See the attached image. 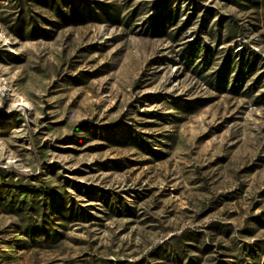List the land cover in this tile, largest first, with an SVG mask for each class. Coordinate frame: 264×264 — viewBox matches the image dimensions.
<instances>
[{
  "label": "rangeland",
  "instance_id": "obj_1",
  "mask_svg": "<svg viewBox=\"0 0 264 264\" xmlns=\"http://www.w3.org/2000/svg\"><path fill=\"white\" fill-rule=\"evenodd\" d=\"M263 13L0 0V264H264Z\"/></svg>",
  "mask_w": 264,
  "mask_h": 264
},
{
  "label": "trees",
  "instance_id": "obj_2",
  "mask_svg": "<svg viewBox=\"0 0 264 264\" xmlns=\"http://www.w3.org/2000/svg\"><path fill=\"white\" fill-rule=\"evenodd\" d=\"M245 1H247V2H249V3H251V4H253V5H258V6H260L261 8H262V10H263V12H264V0H245ZM238 3V2H237ZM264 14V13H263ZM152 18H154V16L152 17ZM163 22H164V20H163ZM260 59H261V61L264 63V59L263 58H261L260 56H258ZM81 123H88V121H86V120H83V121H81ZM118 124V122H113L112 123V125L114 126V125H117ZM138 138H141L140 136H141V134L140 133H134Z\"/></svg>",
  "mask_w": 264,
  "mask_h": 264
}]
</instances>
